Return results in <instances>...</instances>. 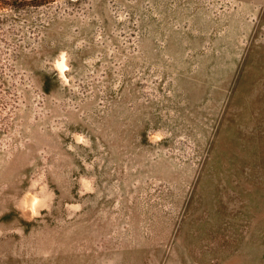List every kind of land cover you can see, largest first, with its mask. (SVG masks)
<instances>
[{
    "label": "rangeland",
    "instance_id": "rangeland-1",
    "mask_svg": "<svg viewBox=\"0 0 264 264\" xmlns=\"http://www.w3.org/2000/svg\"><path fill=\"white\" fill-rule=\"evenodd\" d=\"M0 264H264V0L10 12Z\"/></svg>",
    "mask_w": 264,
    "mask_h": 264
},
{
    "label": "trees",
    "instance_id": "trees-1",
    "mask_svg": "<svg viewBox=\"0 0 264 264\" xmlns=\"http://www.w3.org/2000/svg\"><path fill=\"white\" fill-rule=\"evenodd\" d=\"M53 1L55 0H0V22L4 21L10 12L25 11Z\"/></svg>",
    "mask_w": 264,
    "mask_h": 264
}]
</instances>
